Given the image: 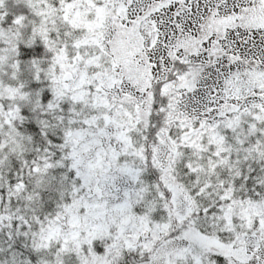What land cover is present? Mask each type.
<instances>
[{
    "label": "snow or ice",
    "instance_id": "6c2138e0",
    "mask_svg": "<svg viewBox=\"0 0 264 264\" xmlns=\"http://www.w3.org/2000/svg\"><path fill=\"white\" fill-rule=\"evenodd\" d=\"M0 264H264V0H0Z\"/></svg>",
    "mask_w": 264,
    "mask_h": 264
}]
</instances>
